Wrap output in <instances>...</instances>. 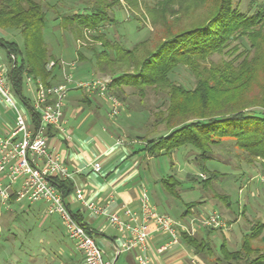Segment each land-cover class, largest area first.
<instances>
[{
  "label": "trees",
  "instance_id": "1",
  "mask_svg": "<svg viewBox=\"0 0 264 264\" xmlns=\"http://www.w3.org/2000/svg\"><path fill=\"white\" fill-rule=\"evenodd\" d=\"M202 1L143 3L141 22L142 17L139 19L132 13L139 11L142 5L139 0H88L77 10L55 19H59L60 28L70 33L74 41H86L84 31H87L90 39L100 44L98 48H89L88 56L77 49V59L80 62L89 60L95 64V72L111 75L107 93L118 99L122 106L128 108L126 89H132L140 96L146 89L165 94L167 102L163 110L141 113L148 128L156 132L161 126L164 134L156 133V137L144 140L138 137L142 147L137 152L143 153L147 163L187 148L186 156L193 168L208 175L202 180L199 175L188 174L187 179L206 185L222 175L214 168L213 161L215 149L225 144H231L252 161H259L264 172V111L261 103L260 108L251 109L249 98L243 95L256 84L255 78L261 74L259 100L264 104V64H259L257 57L260 46L264 45V1L254 5L249 3L247 11H243L236 0H218L201 22L183 25V22L179 23L181 18H174L180 13L193 12ZM125 7L131 11L128 22H134L137 31L145 29L147 25L140 24L147 21L152 27H163L160 40L140 55L139 50L146 40L128 48L107 34L112 26L121 23L114 12L123 11ZM47 12L38 0H0V31L7 33L0 37V47L9 67L13 65L12 90L28 107L29 100L23 92L26 78L39 79L48 86L56 83L60 72V60L51 55L43 37ZM11 31L14 37H21V46L8 38ZM215 55L221 58L218 62L211 61ZM50 61H54V66L47 68ZM179 68L187 69L194 76L193 86L171 79ZM84 102L90 103V100L85 98ZM30 115L36 123L37 116L32 111ZM54 183L64 197L73 190L71 181L56 179ZM160 183L165 194L179 198L180 182L175 176L164 177ZM216 198L226 203L227 196L217 195ZM9 203H14V196ZM193 207L189 204L184 215ZM74 217L82 222L77 215ZM226 223L230 225L228 221ZM82 224L89 231L85 223ZM263 229L264 222L255 221L243 235L238 249H229L224 239L217 252L209 236L222 228L203 227V237H197L195 233L188 236L184 232L179 237L196 254L203 255L206 264H264ZM258 238L261 247L253 245Z\"/></svg>",
  "mask_w": 264,
  "mask_h": 264
},
{
  "label": "rangeland",
  "instance_id": "2",
  "mask_svg": "<svg viewBox=\"0 0 264 264\" xmlns=\"http://www.w3.org/2000/svg\"><path fill=\"white\" fill-rule=\"evenodd\" d=\"M38 1L48 10L46 26L43 30L44 41L51 55L55 59L62 60L63 64H67V73H71L75 79L97 78L110 81L111 75L95 72L93 62L89 60L80 62L77 59V49L82 50L83 54L88 56L91 53L88 50L89 48L100 47L98 42L90 39V32L84 31L86 41H74L70 33L60 28L59 19H55L58 16L77 10L88 0ZM217 1L203 0L193 12L186 15L180 13L178 14L179 17L175 16L174 18H181L179 23L183 22V25L201 22L206 18L209 11L215 8ZM236 1L239 2L243 11H247L249 3L259 4L264 0ZM139 2L142 4L139 11L132 10V13L139 19L142 17L140 20L143 22V3L152 4L154 0H139ZM128 13L131 14V11L127 7L123 8V11L116 10L114 15L121 23H119V26H112L107 34L128 48L133 47L138 41L146 40L144 47L139 50L140 55L144 51L151 50L160 40L163 27L161 25L152 27L147 21V23L140 24L147 25V27L137 31L134 22H128ZM124 18L125 22L123 21ZM172 19L173 17L170 18V20ZM13 34L12 31L8 32V38L15 40L21 46V37L19 35L14 37ZM1 52L4 60H6L4 50L2 49ZM257 57L259 64H264V45L260 46ZM220 59L217 55L211 57L212 62H218ZM70 64H76L73 70L70 69ZM171 79L189 87L194 84V76L184 68L177 69L172 74ZM255 82L256 84L252 85L243 95L249 98L248 104L252 105L251 109H258L261 106L264 111V104L259 100L261 96L260 85L263 82L261 74L255 78ZM125 91L128 108L125 105L122 106L124 112L121 110L118 115L110 116L107 115V112L109 114L107 103L105 106L99 107L98 110L94 109V105L90 107L82 105L80 109H84L85 113L81 114L77 120H69L70 127L73 130H68V127L65 126V133L70 136L71 132L76 131L81 139H84L89 133L88 131L93 135L97 131L105 130L106 132L103 133L105 136L111 133L126 141L134 140V143L128 146L131 151L133 150L139 156L142 162L140 168L142 185H144L149 195L155 192L168 198L172 208L171 210L166 209V213L174 220H179L187 210L188 205L191 204L194 205L191 208L194 214L187 216L185 222L194 219L197 223L198 219L201 220L206 214L215 211L221 217L225 227L229 226V229H223L209 236V241L214 250L217 252V248L224 239L229 249H238L243 235L248 233L250 224L255 221L264 222V172L261 163L252 161L242 152L233 148L231 144H225L215 149L213 161L214 168L222 175L206 185L199 181L187 179L188 174L195 176L201 174L204 177H200L202 180L208 178L206 173L193 168L186 156L187 148H180L172 155L151 159L147 164L144 162L143 153L137 152L142 147L138 137L143 140L151 139L157 135H163L164 132L161 133L163 129L161 126L156 132L151 130V127L148 128L141 113L149 111L153 114L156 111L163 110L167 100L164 93L151 89H146L143 96L132 89H126ZM23 92L27 98H31V91H29L25 82ZM259 103L262 105L259 106ZM18 104L21 109L27 110L23 104L19 102ZM11 116L10 113H6V120L11 122ZM0 128H3L1 122ZM169 175L175 176L180 182L178 188L180 190L179 198H173L165 194L161 186L160 180ZM217 195L227 196V204L225 201L217 199ZM34 210L35 206H29L24 201L17 202L15 197L14 203H9V201L2 203L0 200V264H76L75 260L74 262L68 261V248L72 250V245L59 217L57 215H46L48 217L44 218L40 215L41 213L38 214L39 212L37 213ZM42 217L44 220L47 219L49 225H46V223L41 225ZM227 221L230 225L226 223ZM261 236H264V229ZM253 245L261 247L262 243L258 238L254 240Z\"/></svg>",
  "mask_w": 264,
  "mask_h": 264
},
{
  "label": "built area",
  "instance_id": "3",
  "mask_svg": "<svg viewBox=\"0 0 264 264\" xmlns=\"http://www.w3.org/2000/svg\"><path fill=\"white\" fill-rule=\"evenodd\" d=\"M54 66L50 61L47 68ZM62 81L57 84L44 85L39 79L33 81L26 78L25 85L31 91L29 107L13 92L10 67L0 68V109L4 114L10 113L12 121L4 120L0 130V200L7 203L14 196L17 202L30 204L43 203L47 215H57L62 222L67 237L83 258V264H114V260L105 259L100 246L93 235L79 222L69 210L66 198L55 185V180L71 181L74 174L63 163L61 156L49 146L47 134L49 130L57 131L64 139H69L63 125L64 106L71 90H82L89 95L105 97L109 105V115L116 116L122 110V103L108 94V80L97 78L75 79L67 73L66 66L60 61ZM75 64H70L73 70ZM19 103L27 108L21 109ZM32 111L37 116V122L32 120ZM95 173L101 171L98 160L92 162ZM200 177L204 178L201 174ZM74 195L83 202L93 216L106 214L93 203L83 201L79 188ZM127 219L118 213L108 215L110 224L118 231L122 244L118 251L129 252L137 249V264H148L149 245L152 231L168 236L169 242L158 247L162 253L177 244L180 232L193 236L195 227L222 228L225 227L221 217L210 212L201 220L190 219L187 222H177L167 214L160 213L149 199L144 186L139 191V209L133 212L125 210Z\"/></svg>",
  "mask_w": 264,
  "mask_h": 264
},
{
  "label": "crops",
  "instance_id": "4",
  "mask_svg": "<svg viewBox=\"0 0 264 264\" xmlns=\"http://www.w3.org/2000/svg\"><path fill=\"white\" fill-rule=\"evenodd\" d=\"M5 36H7V33L0 31V37ZM1 51L2 48L0 47V68L7 69L9 65L7 60H4ZM61 81L62 74L60 70L55 84ZM85 98H88L90 103L84 102ZM106 103L107 101L104 97L94 94L89 95L82 90H71L68 93L63 110L65 120V124L63 125L64 130L66 131V127H68V130H73L70 127L69 120H77L81 114L85 113L84 109H80V106L87 105L90 107L94 105V109L98 110L99 107L105 106ZM122 111L124 112V109ZM107 115H109L108 112ZM4 120H6V114L0 109L1 124ZM0 130L2 129L0 128ZM88 132L84 139H81L76 131L71 132L69 139H64L62 135L52 129L47 134L49 146L61 156L63 163L69 171L75 173L71 180L73 190L65 197L68 208L85 223L100 246L105 259L114 260V264H137V249L129 252L118 251L122 240L119 238L118 231L110 224L108 219V215L112 213H118L123 219H127L125 215L126 209H130L136 213L139 209V191L142 185L140 168L142 167V162L139 156L129 149L134 140L126 141L111 133L105 136L103 134L106 132L105 130L97 131L93 135L90 134V131ZM94 160H98L101 165L99 173H95L92 169V162ZM75 188L81 190L83 201L93 203L98 208L104 209L106 214L99 216L91 215L83 202L78 200L74 195ZM149 199L160 213L168 215L166 209L171 210L172 208L168 198L153 192L149 195ZM28 205L35 206L34 211L39 212L38 214L41 213L40 215L44 218L48 217L46 216L45 205L43 203H28ZM184 213L181 219L176 220L177 222L183 223L187 216L194 214L192 209H190L189 214L184 215ZM43 217L41 225L45 223L49 225L47 224V219L44 220ZM228 229L229 226L227 227ZM203 235V228L195 227V236L203 237ZM168 242V236L152 231L148 264H206L204 259H202L203 257L196 254L192 248L186 246L181 237H179L177 244L159 253L157 251L158 247ZM71 245L72 250L68 248V261L74 262L75 260L76 264H83L82 255L75 248L72 241Z\"/></svg>",
  "mask_w": 264,
  "mask_h": 264
},
{
  "label": "water",
  "instance_id": "5",
  "mask_svg": "<svg viewBox=\"0 0 264 264\" xmlns=\"http://www.w3.org/2000/svg\"><path fill=\"white\" fill-rule=\"evenodd\" d=\"M12 69H13V65H12L11 68H10V75H11Z\"/></svg>",
  "mask_w": 264,
  "mask_h": 264
}]
</instances>
